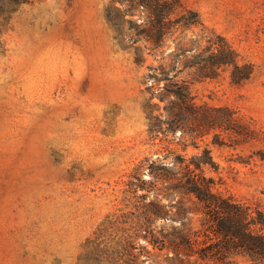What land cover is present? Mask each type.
<instances>
[{
  "label": "rangeland",
  "instance_id": "obj_1",
  "mask_svg": "<svg viewBox=\"0 0 264 264\" xmlns=\"http://www.w3.org/2000/svg\"><path fill=\"white\" fill-rule=\"evenodd\" d=\"M180 1L205 28L160 46L136 35L142 8L112 0H30L0 15V264H212L172 246L215 239L179 187L199 160L213 192L264 212V0ZM212 33L252 64L248 79L182 66L180 48L193 54ZM162 71L235 120L213 111L208 132L167 131Z\"/></svg>",
  "mask_w": 264,
  "mask_h": 264
},
{
  "label": "trees",
  "instance_id": "obj_2",
  "mask_svg": "<svg viewBox=\"0 0 264 264\" xmlns=\"http://www.w3.org/2000/svg\"><path fill=\"white\" fill-rule=\"evenodd\" d=\"M29 1L0 0V15L7 19L21 4ZM112 1L124 5L126 12L143 9L146 19L140 24H135L136 35L151 40L155 46H160L166 36L177 28H205L199 13L184 7L180 0ZM195 49L180 48V52L175 56L181 59L179 61L182 66L196 68L199 77H215L223 66L232 68L231 78L234 83L248 79L252 73V64L240 63L236 50L219 34L212 33L203 49H197L195 53L190 54ZM137 60H140L138 55ZM173 69L174 67L168 72ZM160 74L166 81V92L175 98L169 102L167 108V131L180 129V133H183L190 129L191 125L197 127L203 123L206 126L200 133L208 132L217 118L213 111L225 110L235 120L231 115L234 112L227 107L213 108L196 104L186 80L174 81V75L169 76L165 71ZM148 78L155 79V76L150 73ZM201 163L204 162L199 160L195 162L194 169L186 168L179 187L191 193L202 204L205 213L213 221L215 239L209 244L204 241V245L195 248V242L182 235L181 241L172 246L177 252L189 256L197 253L201 259L211 261L212 264H264V212L240 203L231 196L225 197L213 192V181L203 174ZM149 211L158 216L162 214L161 209L153 203Z\"/></svg>",
  "mask_w": 264,
  "mask_h": 264
}]
</instances>
